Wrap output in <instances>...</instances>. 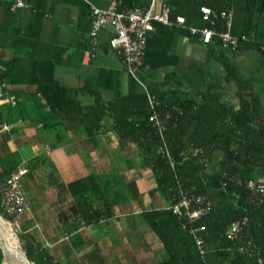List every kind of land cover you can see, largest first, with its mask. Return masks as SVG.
I'll list each match as a JSON object with an SVG mask.
<instances>
[{
	"label": "crops",
	"instance_id": "0c3cea01",
	"mask_svg": "<svg viewBox=\"0 0 264 264\" xmlns=\"http://www.w3.org/2000/svg\"><path fill=\"white\" fill-rule=\"evenodd\" d=\"M17 1L0 0V79L16 101L0 106V124L8 126L0 132V152L6 146L17 150L25 167L39 159L38 167L23 178L33 210L41 206L36 200L46 197L56 215V183L90 175L104 188L108 180L125 183L130 194V184L136 187L138 198L132 195L116 206L117 221L128 233V221L143 208L167 206L159 194H152L155 184H150L151 172L142 167L136 145L120 141L113 128L116 118L136 125L147 119L151 89L174 90L197 100L209 89L220 94L225 106L237 109L241 85L229 78L227 60L264 109V51L245 45L231 51L216 40L203 43L180 26L155 24L146 38L145 66L132 77L108 46L111 29L99 33L93 49L92 8H146L149 0H20L25 6L13 8ZM16 106L18 110L7 112ZM113 193L121 197L117 190ZM102 223L83 228L99 232L97 238L84 239L91 240L89 246L106 236ZM134 226L133 236H141L139 241L150 249L144 233H151Z\"/></svg>",
	"mask_w": 264,
	"mask_h": 264
},
{
	"label": "trees",
	"instance_id": "16d2710c",
	"mask_svg": "<svg viewBox=\"0 0 264 264\" xmlns=\"http://www.w3.org/2000/svg\"><path fill=\"white\" fill-rule=\"evenodd\" d=\"M202 7L211 9L212 23L202 18ZM228 10L233 14L231 33L249 39L240 46L259 50L264 40V0L171 1V17L182 16L186 26L197 28L224 31L220 15ZM224 65L231 74L229 78L241 85L237 109L225 106L220 94L209 89L202 92L201 100L174 90L151 89L159 102L157 111L165 126L164 138L173 165L165 154L158 152L163 142L148 117L138 125L125 119L114 120L113 128L120 141L135 144L142 167L151 172L155 184L152 194H159L167 201L166 207L143 208L133 221H128L129 234H136L134 225L139 223L144 231L156 237L165 251L164 258L142 264H264V194L248 187L249 180L264 179V109L253 88L240 80L235 67L227 60ZM16 110L18 106L8 108L7 112ZM3 115L0 109V120ZM4 142L8 143L6 138ZM37 160L27 164L29 171L38 167ZM20 165L22 160L17 150L7 146L1 150L0 186ZM106 185L104 188L98 184L92 175L56 183L58 196L54 210L60 222L64 259L52 246L46 247L37 240L31 232L34 225L30 220L19 231L31 264H82L71 260L76 251L91 242L84 240L81 229L116 220L117 203L126 200L117 198L111 193L110 185ZM129 188L131 195L138 198L136 187L130 184ZM180 190L190 196H204L212 207L186 229L182 228L184 219L169 209L178 200ZM3 218L14 221L6 215ZM243 219L246 226L239 238H227V228ZM193 226L203 228L200 234L204 255L199 253L189 232ZM140 237L136 236L138 240ZM247 241L251 245L239 251ZM84 260L85 264L96 261L105 264L98 251L86 253Z\"/></svg>",
	"mask_w": 264,
	"mask_h": 264
},
{
	"label": "built area",
	"instance_id": "2783aa9c",
	"mask_svg": "<svg viewBox=\"0 0 264 264\" xmlns=\"http://www.w3.org/2000/svg\"><path fill=\"white\" fill-rule=\"evenodd\" d=\"M171 1L149 0L146 8L134 7L126 10L92 8L90 37L93 49L98 45L99 33L102 30L111 29L113 33L108 40V46L119 55L127 73L135 77L137 72L145 66L146 38L155 24L167 27L180 26L185 28L190 35L197 36L203 43H211L216 39L221 47L231 51L237 50L242 42L249 40L246 36L238 37L231 33L233 17L231 10L222 12L220 15L224 20L225 30L216 31L207 27L186 26L182 16L173 19L171 17ZM24 6L25 4L19 0L12 7ZM201 13L204 20L212 23L210 8H201ZM259 50L264 51V40L260 42ZM149 102L148 120L156 128L163 142L158 152L165 154L173 165L164 138L165 126L157 111L159 102L153 96ZM15 103V97L6 90L5 83L0 82V106L2 104L15 105ZM7 130L6 124H0V132ZM28 171L27 167L20 165L0 186V208L6 216L14 220L11 224H15L19 230L20 225L17 220L30 213L23 187V178L28 174ZM248 187L264 194V179L249 180ZM211 208V203L204 196H190L181 190L178 200L169 207L174 214L184 219L183 229L208 214ZM245 226L246 219L235 221L227 228L225 236L230 240H235L239 238ZM202 230V227L193 226L189 232L194 238L199 253L204 255V240L200 234ZM250 245L249 241L243 243L239 247V251L246 250Z\"/></svg>",
	"mask_w": 264,
	"mask_h": 264
},
{
	"label": "rangeland",
	"instance_id": "374dc122",
	"mask_svg": "<svg viewBox=\"0 0 264 264\" xmlns=\"http://www.w3.org/2000/svg\"><path fill=\"white\" fill-rule=\"evenodd\" d=\"M117 175V174H116ZM117 177V176H116ZM108 184L111 187V193L114 195L113 192L117 190L118 196L122 195L127 199H133V196L130 194V191L127 189L125 183L123 182H113L112 180H108ZM44 182V181H43ZM154 181H151L150 184L154 185ZM108 186V185H105ZM47 193V192H44ZM110 193V195H112ZM25 198L29 205L32 203V197L29 190H25ZM40 203V209L33 210L30 206L31 213H28L26 217L19 218L17 222L21 227L24 225L23 219L33 222L34 231L33 234L37 238V240L43 243L44 246H52L53 249L56 250L58 256L64 259V249L61 244V234L60 230L56 229L57 227V218L56 215L53 213L52 209L49 206V202L52 201L50 198H39L36 200ZM165 204H167L166 200H163ZM150 204V203H148ZM147 204V205H148ZM150 206V205H149ZM35 211V212H34ZM37 211V212H36ZM3 212V211H2ZM0 211V215L3 220H5L4 213ZM7 222V240L10 245H13L14 248L19 249V241L17 236L14 234L12 230L11 223ZM9 223V224H8ZM121 224L125 227V222L123 221ZM138 228L140 227L139 223H137ZM120 223L117 219L114 222L106 221L102 223V231L106 236L103 239H96L94 242V246H88L80 251H76L74 255H72L71 260L75 261L78 260L80 263L85 264V254L87 253H94L99 252L100 256L104 258L105 264H142L147 262H153L164 258L165 251L161 247L159 254L156 255L158 248L160 247L156 237L153 234L144 233V240L146 244L150 247V249H145L143 246V242L139 241L136 237L133 236L132 233H128L126 229H120ZM141 229V227H140ZM130 232V231H129ZM82 237L84 239L89 237L97 238L99 232L96 229L91 231H87L82 229L81 232ZM128 233V234H127ZM60 241V242H59ZM154 252H156L154 254ZM2 254V253H1ZM84 256V257H83ZM158 256V257H157ZM0 264H8L3 260V255H0ZM94 264H101L96 261Z\"/></svg>",
	"mask_w": 264,
	"mask_h": 264
},
{
	"label": "water",
	"instance_id": "95a60500",
	"mask_svg": "<svg viewBox=\"0 0 264 264\" xmlns=\"http://www.w3.org/2000/svg\"><path fill=\"white\" fill-rule=\"evenodd\" d=\"M1 220L5 221L0 216V250L3 255V260L8 264H14L11 260L15 258L20 264H31L25 255V247H24L21 235H20L19 228L15 224H11L12 230L14 234L17 236L18 241H19V249H17V248L9 246L7 241L5 240V237H4L2 228H1Z\"/></svg>",
	"mask_w": 264,
	"mask_h": 264
},
{
	"label": "bare ground",
	"instance_id": "6f19581e",
	"mask_svg": "<svg viewBox=\"0 0 264 264\" xmlns=\"http://www.w3.org/2000/svg\"><path fill=\"white\" fill-rule=\"evenodd\" d=\"M1 228H2V231H3V234H4V237H5V240L7 241L8 245L13 247V245H10L8 240H7V231H8V227H7V224L5 221H2L1 220ZM14 264H20L15 258H13L11 260Z\"/></svg>",
	"mask_w": 264,
	"mask_h": 264
}]
</instances>
